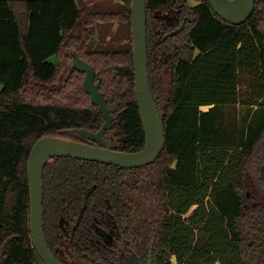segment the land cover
Masks as SVG:
<instances>
[{
	"label": "trees",
	"instance_id": "16d2710c",
	"mask_svg": "<svg viewBox=\"0 0 264 264\" xmlns=\"http://www.w3.org/2000/svg\"><path fill=\"white\" fill-rule=\"evenodd\" d=\"M93 1L0 0L4 264H44L30 229L27 164L34 144L54 137L102 146L74 132L97 133L105 122L84 90V73L72 70L75 55L94 68L114 116L105 139L121 152L145 147L131 0L110 10L93 9ZM146 6L148 69L165 148L136 169L65 157L49 162L47 244L62 264H124L122 245L141 264H174L173 258L264 264V0L240 26L222 20L209 0H146ZM164 72L171 89L160 109ZM238 105L248 107L245 125L228 131L224 110ZM106 220L115 228V247L97 235L109 229Z\"/></svg>",
	"mask_w": 264,
	"mask_h": 264
},
{
	"label": "water",
	"instance_id": "95a60500",
	"mask_svg": "<svg viewBox=\"0 0 264 264\" xmlns=\"http://www.w3.org/2000/svg\"><path fill=\"white\" fill-rule=\"evenodd\" d=\"M213 11L225 22L234 26L246 23L254 14L256 0H209ZM133 59L135 85L138 105L143 123L146 143L137 152H121L108 142L104 135L113 127L114 116L107 107V101L100 92L99 80L92 66L74 56L72 70L84 73L83 87L90 96L92 104L98 107L104 117V124L97 133L76 129L82 139L95 140L102 146L84 142L44 137L31 149L27 173L30 189V229L34 247L44 264H62L51 252L44 231V185L43 174L46 165L55 158H71L83 161L117 166L124 169H136L154 163L166 145V136L162 115L156 105L149 75L148 41H147V6L146 0H131ZM98 233L106 240L110 238L105 231ZM130 264H140L138 258L131 256Z\"/></svg>",
	"mask_w": 264,
	"mask_h": 264
},
{
	"label": "rangeland",
	"instance_id": "374dc122",
	"mask_svg": "<svg viewBox=\"0 0 264 264\" xmlns=\"http://www.w3.org/2000/svg\"><path fill=\"white\" fill-rule=\"evenodd\" d=\"M90 5L93 9H101V10H104V9L110 10L114 7H119V6L121 7V4L119 3L118 0H94ZM120 40L122 41V42L120 41L121 45L127 41L126 39H124V36H122ZM101 42L102 41H99V44ZM107 44L108 42L106 43V45ZM170 58L171 57L167 55V61H169ZM170 77L171 76L169 72H164L158 78V85L160 87V91L159 93H157V96H160V102H161L159 106L160 109H162L163 100L166 99L171 89V80H170L171 78ZM244 91H245V94L248 93L247 87H245ZM208 109H209L208 107L203 108V110L205 111H207ZM224 111H225V114H224L225 116L223 119V126L226 130L230 131L232 130L234 126H244L245 125L244 118L246 117L247 112H248L247 106L238 105L236 107H226ZM195 208L196 207H194L187 216H189ZM172 262L176 264V259L173 258ZM193 264H196V263H193Z\"/></svg>",
	"mask_w": 264,
	"mask_h": 264
},
{
	"label": "flooded vegetation",
	"instance_id": "af4514ba",
	"mask_svg": "<svg viewBox=\"0 0 264 264\" xmlns=\"http://www.w3.org/2000/svg\"><path fill=\"white\" fill-rule=\"evenodd\" d=\"M168 56L171 57V55H168ZM166 60H167V57H166ZM106 221L108 223L109 229L106 230V229L99 228L97 230V235L103 240V242L105 244L112 245V246L115 247L116 246V243H117L116 238L114 237V234L116 235V233L114 231L115 228H114L112 222H110L109 220H106ZM99 230L105 231L106 234L108 235V237L110 238V240L109 241H106L98 233ZM117 248H118V251L120 252V257L123 259L122 262L124 264H130L131 263V256L132 255H134L135 257H137L135 254H133V252H131L130 248H128L126 245L118 246ZM138 261H139V259H138ZM4 263H5V251L4 250H0V264H4Z\"/></svg>",
	"mask_w": 264,
	"mask_h": 264
},
{
	"label": "crops",
	"instance_id": "0c3cea01",
	"mask_svg": "<svg viewBox=\"0 0 264 264\" xmlns=\"http://www.w3.org/2000/svg\"><path fill=\"white\" fill-rule=\"evenodd\" d=\"M117 28V26H114V29H116Z\"/></svg>",
	"mask_w": 264,
	"mask_h": 264
}]
</instances>
